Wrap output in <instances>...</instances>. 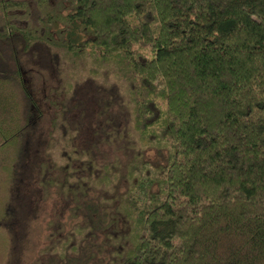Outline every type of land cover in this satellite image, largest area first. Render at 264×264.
<instances>
[{"label": "trees", "instance_id": "1", "mask_svg": "<svg viewBox=\"0 0 264 264\" xmlns=\"http://www.w3.org/2000/svg\"><path fill=\"white\" fill-rule=\"evenodd\" d=\"M7 1L2 9L10 8ZM38 1L51 7L34 15L39 35L50 41L55 32L71 65L80 58L91 73L112 70L111 94L104 84L90 90L96 110L116 103L124 116L123 132L110 125L111 136L113 130L115 138L129 134L123 147H152L163 160L149 162L137 152L130 157L132 178L115 195L111 213L88 195L79 198L92 178L76 173L75 153L84 150L92 158L77 134L69 132L62 165L76 179L46 177L50 129L33 126L42 109L31 67L18 55H29V61L42 56L41 64L47 58L52 73L57 51L34 40L29 28L2 25L0 122L24 106L23 122L5 132L0 124V225L13 233L25 202L22 182L30 177L44 184L43 192L50 182L70 190V197L61 193L84 207L90 233L105 235L100 243L84 235L82 250L73 255L78 261L67 258L65 264H81L106 244L110 264H264V0ZM113 118L108 121L115 124ZM73 121L71 127L67 119V128L80 132ZM99 127L108 129L102 122ZM100 166L110 168L108 162ZM94 175L110 179L104 170Z\"/></svg>", "mask_w": 264, "mask_h": 264}, {"label": "rangeland", "instance_id": "2", "mask_svg": "<svg viewBox=\"0 0 264 264\" xmlns=\"http://www.w3.org/2000/svg\"><path fill=\"white\" fill-rule=\"evenodd\" d=\"M11 1H7L10 8L2 9V0H0V29L5 24H11L20 29H22L21 27L25 29L29 28V31L34 35V40L38 38L39 40H44V42L41 41L43 43H50L52 49L50 47L47 48L49 52L57 51V58L52 59L54 66L52 73L50 65L46 64L47 58L45 59V64H41V61L38 59H41L42 56L37 55V60L32 58L33 60L29 61V57H27L29 55L26 56L25 53L20 52L18 55L19 59L24 61L26 67H31L29 72H31V82L35 87L34 94H36L38 105L40 104L42 109L41 116L38 119L34 118L33 126L37 127L41 123L43 130L50 129L46 152L39 151L40 154L44 153L43 155L46 157V160L50 159L47 162L49 167L45 165L46 171L44 170L43 174L46 177L48 175L55 176V179L59 177L60 181L64 179H76L74 172L70 174V167L64 169L62 165L66 162L64 151L68 147L67 139L69 132L77 134V139H79L80 143L84 144V148L89 151L92 158L90 159L84 150L82 153H75L77 159L73 160V162L78 165L76 173L80 172L82 175L85 173L92 178L90 182L88 181L90 185L86 184L82 187L83 189L81 188L82 191L79 192V198L88 195L96 203V206L99 204L104 205L111 213L113 212V205L117 200L115 195H118L128 186V180L131 176L128 170V166H131L130 157L139 154V156L141 155V157H144L149 162L157 163L163 160L160 152L152 147H144L141 148L142 151H137V149H140L138 143H136L137 145H133L134 149L130 146L123 147L121 141H125L123 138L130 139L131 135L129 134L127 136L123 134L120 138H115L113 130L111 136L110 125L117 124L122 132L125 127L124 120L122 121L121 118L122 115L118 112V105L114 103L109 105L105 110H96V105L93 101L94 94L91 95L90 90L95 87V84L97 86L104 84L105 88H109L107 94H111L115 80L114 75L111 73L112 70L103 72L104 69H102L97 74L91 73L87 69V66L89 67L90 64H82L80 58L73 63L74 65H71V61L62 55L61 44H59L55 32L50 35V41L39 35V32L42 31H39L42 26L39 22L35 21L34 15L36 12H39L44 16L48 10H51V7H44L38 0H17L13 4ZM0 43L1 50L2 48H6L4 39L0 38ZM16 45L18 49H21L20 39L16 41ZM33 55H35L34 52ZM66 86H68L69 91L65 90ZM72 87L76 91L73 92ZM88 88L90 89L87 90ZM18 94L20 100L23 101L22 93L18 92ZM44 95H46V99ZM89 97L90 99H88ZM68 104L70 108H68ZM81 104H83V107L85 106L84 112L79 110ZM23 106L22 104L21 107L17 106L14 108L13 119L8 118L4 119L5 121L2 120V123L0 122L3 131L6 128L7 130L13 129L23 122L21 113ZM89 107H92V112H87L89 111ZM64 113L69 123H72L71 127L73 126V119L79 122V129L81 127L80 132L79 130L74 131L67 128V119L64 118ZM112 115L115 124L110 122ZM51 116H53V122L50 120ZM122 117L124 118V116ZM96 119L101 120L100 122L96 121L99 123L98 126L93 122ZM101 122L108 129L101 130L99 127ZM133 135L134 137L136 136L135 134ZM76 143H78V140ZM82 159H84L83 162ZM103 162H108L110 168H107V165L104 168L101 166L97 167V165ZM95 169L106 171L110 179L103 182H101L100 178L96 180L94 175ZM149 169L151 170V168ZM94 179L96 180L95 182ZM29 181L30 183L25 180L22 182L23 185L21 187H24L25 190H23L24 193H21L20 197H23L25 202L21 213H16L18 220L13 223V233L0 225V264H65L64 262L67 258H72L71 262L75 263L78 260L75 261L73 255L76 254L77 248L80 247L82 250L79 242L83 241L82 237L84 235L88 234V239L96 236L95 241L97 243L102 242L105 238L103 232L98 231L93 235L90 233L87 223L91 218L85 213L84 207L82 205L80 208L78 205L75 206L76 201L74 200L66 202L67 196L64 194H68V197H70V190L61 191L59 183L50 182L49 189L43 192L42 187L44 184L39 181H35L34 183V178L30 180V177ZM81 182L85 183L84 181ZM61 192H64V194ZM70 206H73L72 210L69 208ZM7 219L9 218L7 217ZM120 225L124 229L126 228L125 223L123 226L121 223ZM127 241L125 242L127 243ZM109 247L110 245L106 244L100 252L94 248L93 251L95 253L91 256L87 252L88 255L83 257L81 264H110L111 255L105 250Z\"/></svg>", "mask_w": 264, "mask_h": 264}]
</instances>
